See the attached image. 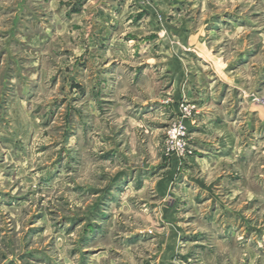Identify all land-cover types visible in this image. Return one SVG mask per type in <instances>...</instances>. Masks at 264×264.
Instances as JSON below:
<instances>
[{
    "label": "rangeland",
    "instance_id": "1",
    "mask_svg": "<svg viewBox=\"0 0 264 264\" xmlns=\"http://www.w3.org/2000/svg\"><path fill=\"white\" fill-rule=\"evenodd\" d=\"M197 1L198 25L248 9L238 24L249 33H234L229 17L206 32L221 68L189 66L190 51L176 48L187 64L172 66L173 87L166 0H140L155 10L152 34L145 18L128 28L124 0H0V264H264V131L257 115L245 118L251 104L264 111V0ZM242 35L248 64L235 62ZM192 73L204 78L178 80ZM190 86L207 93L200 102L183 95ZM231 105L243 129L240 191L226 195L218 168L198 162L215 150L213 135L200 147L198 121ZM178 122L183 155L168 143ZM186 173L207 187L190 188Z\"/></svg>",
    "mask_w": 264,
    "mask_h": 264
},
{
    "label": "crops",
    "instance_id": "2",
    "mask_svg": "<svg viewBox=\"0 0 264 264\" xmlns=\"http://www.w3.org/2000/svg\"><path fill=\"white\" fill-rule=\"evenodd\" d=\"M195 1L198 3L197 0H166V26H167V72L173 76L172 78V86L174 87V81H175V69L172 66H184L187 64V60L185 58V55L187 54V51H190V61H188V65L191 66H197V64H201L202 62L209 63L211 66L214 65L215 67H222L227 62L220 61L218 57L210 56L206 54L207 46L205 43V34L207 31L212 32L218 31L221 29L220 22L224 17H229L231 20L230 24L232 25V28L234 29V33L239 34H248V28L249 26H245L244 24L239 25L238 20L239 19H247L246 22H248V18L250 16L248 9L244 11H239L238 9H231L230 11H227L225 13L223 12H217L214 11L213 13L210 12L209 15H206L207 13L204 12L209 19L206 20L202 25H198V22L196 23L195 17L201 15L200 11L202 13L203 11V5L201 6V10L198 12V10L193 9L194 5H192V2ZM238 2L239 0H235ZM247 2L249 0H246ZM125 6L128 3L130 5V8L127 11V18L128 22H132V25L128 28L131 30L132 28L137 30L140 28V24L142 23V20H145V23L151 27L150 33L153 32L156 33V31L153 30L154 27L157 26V21L153 13L155 10L151 8L150 10H146L141 4L140 0H124ZM233 2V0H231ZM145 9V10H144ZM144 11H149V15H146L143 13ZM122 12V11H121ZM110 13L108 15L110 16ZM120 13V12H119ZM199 13V14H198ZM105 14V12H104ZM107 14L104 15V17L108 16ZM149 20V21H148ZM108 24V25H107ZM111 24V19L108 20V23H106L107 26ZM219 24V25H218ZM238 24V25H237ZM142 28V27H141ZM141 28L139 30H141ZM128 29V30H129ZM132 29V30H133ZM126 32L127 29H126ZM135 32V31H134ZM130 32L129 36L136 35L137 33ZM141 32V31H140ZM239 42L237 45L241 44L242 46L236 47V60L235 62H242L243 60H246V64H248V59H250L248 56L252 54L253 48L251 49L252 42L249 41V37L243 36L237 39ZM130 41H133L132 38ZM152 44V43H151ZM182 49L184 51V58L181 57L176 58L175 49ZM195 54H197V58L194 59ZM195 60V61H194ZM193 62V63H189ZM234 62V63H235ZM207 66V65H206ZM217 74V72H216ZM178 75V74H177ZM190 76V77H189ZM180 77V75H178ZM178 80H184V81H191L199 83L202 78H204V75L198 74V73H192L188 76L184 75L181 76ZM188 77V78H187ZM205 77L208 78V76L205 75ZM191 78V79H190ZM263 80V79H262ZM192 87H188L183 89V95L188 97L191 101H197L200 98V95L204 96V94H207L205 92H194L192 94ZM200 102V100H198ZM198 102V103H199ZM201 103H199L200 105ZM201 106V105H200ZM246 114H248V117L250 118L254 115H257L258 122L261 126L259 127L261 131H264V111L263 109H260L258 107H255L253 104L245 107ZM206 112L207 115H204ZM202 112L198 121V124H204L205 129L200 130V135L207 136L206 138H203L200 140V147L203 146H209V135H213V143L210 144L215 147V150L212 151L210 148H202L200 151L203 152V154L198 158V162L200 166H202V169L208 170V169H214L217 168V180L218 185L216 186L218 189H220L221 193H224L226 195L233 194L234 192L238 193L240 189L238 188V179L235 176V172L233 171V168L235 169L237 164V158L239 157V150L238 146L240 144V134L242 133L243 129L240 127V119H239V112L238 110L233 111L232 105L227 108H225V111L220 108V110L216 111L215 116L211 117L208 115V107L206 108V111ZM198 118V117H197ZM187 121V124L189 125V130L196 128L198 119H185ZM201 129V128H200ZM205 142V143H202ZM210 145V146H211ZM214 152V153H213ZM213 157V158H212ZM193 161L189 159L188 161V170L191 171L193 169L194 165ZM223 164H226V168L223 166ZM175 169L177 168L176 165H174ZM227 167H230V169ZM185 171L186 167H184ZM220 168V170H219ZM236 170V169H235ZM185 178L188 181L190 188H206L207 186L199 179L194 177L193 175L186 173ZM225 179V180H224ZM228 181L227 185L224 186V181ZM202 184V185H201ZM206 186H204V185ZM264 241V238H263Z\"/></svg>",
    "mask_w": 264,
    "mask_h": 264
},
{
    "label": "built area",
    "instance_id": "3",
    "mask_svg": "<svg viewBox=\"0 0 264 264\" xmlns=\"http://www.w3.org/2000/svg\"><path fill=\"white\" fill-rule=\"evenodd\" d=\"M258 102L264 105V96L256 99ZM185 112L190 113V108L185 107ZM186 128L182 123H174L167 130L168 143L172 151H175L179 155H183L186 148L185 142Z\"/></svg>",
    "mask_w": 264,
    "mask_h": 264
}]
</instances>
